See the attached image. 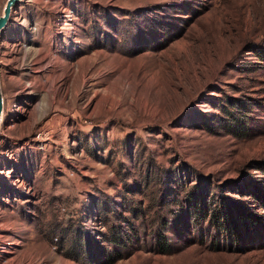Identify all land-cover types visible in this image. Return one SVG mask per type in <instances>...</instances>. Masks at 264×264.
<instances>
[{
    "label": "rangeland",
    "instance_id": "obj_1",
    "mask_svg": "<svg viewBox=\"0 0 264 264\" xmlns=\"http://www.w3.org/2000/svg\"><path fill=\"white\" fill-rule=\"evenodd\" d=\"M0 75V264H264V0H25Z\"/></svg>",
    "mask_w": 264,
    "mask_h": 264
},
{
    "label": "water",
    "instance_id": "obj_2",
    "mask_svg": "<svg viewBox=\"0 0 264 264\" xmlns=\"http://www.w3.org/2000/svg\"><path fill=\"white\" fill-rule=\"evenodd\" d=\"M25 0H7L3 13L0 15V36L4 29L7 27L10 18L12 16V12ZM4 114V97H3V90H2V83H1V75H0V130H1V123H2V117Z\"/></svg>",
    "mask_w": 264,
    "mask_h": 264
},
{
    "label": "trees",
    "instance_id": "obj_3",
    "mask_svg": "<svg viewBox=\"0 0 264 264\" xmlns=\"http://www.w3.org/2000/svg\"><path fill=\"white\" fill-rule=\"evenodd\" d=\"M233 105H236V104L234 103ZM229 117L232 118L231 122H229V125H230V126H228V127H231V129H236L237 127L245 128V127L247 126L246 123L243 125V123H241V122H237L236 119H237L238 117H237L235 114L231 113V112H229ZM234 126H236V128H234ZM245 129H247V128H245ZM232 131H233V130H232ZM260 197H261V199H262V205H263V207H264V195H261ZM243 217H244V215H243ZM161 238H162V237H161Z\"/></svg>",
    "mask_w": 264,
    "mask_h": 264
},
{
    "label": "bare ground",
    "instance_id": "obj_4",
    "mask_svg": "<svg viewBox=\"0 0 264 264\" xmlns=\"http://www.w3.org/2000/svg\"><path fill=\"white\" fill-rule=\"evenodd\" d=\"M3 119H4V117H2V123H1V130H0V133H1V131H2ZM2 239H4V236L0 235V242L3 241ZM7 252L10 253V250H8Z\"/></svg>",
    "mask_w": 264,
    "mask_h": 264
}]
</instances>
